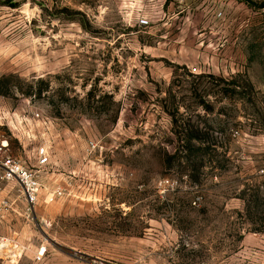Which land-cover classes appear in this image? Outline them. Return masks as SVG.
<instances>
[{
    "label": "rangeland",
    "instance_id": "rangeland-1",
    "mask_svg": "<svg viewBox=\"0 0 264 264\" xmlns=\"http://www.w3.org/2000/svg\"><path fill=\"white\" fill-rule=\"evenodd\" d=\"M0 96V264H264V0H0Z\"/></svg>",
    "mask_w": 264,
    "mask_h": 264
},
{
    "label": "built area",
    "instance_id": "built-area-1",
    "mask_svg": "<svg viewBox=\"0 0 264 264\" xmlns=\"http://www.w3.org/2000/svg\"><path fill=\"white\" fill-rule=\"evenodd\" d=\"M38 115L34 114L35 117ZM6 117L7 112L3 108L0 96V119ZM48 163L49 152L46 145L37 147L35 164L31 168L21 158L10 153L8 137L0 134V182L17 183L28 202L33 201L38 191V172Z\"/></svg>",
    "mask_w": 264,
    "mask_h": 264
}]
</instances>
